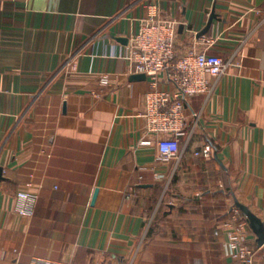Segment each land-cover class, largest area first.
Here are the masks:
<instances>
[{
  "label": "crops",
  "instance_id": "0c3cea01",
  "mask_svg": "<svg viewBox=\"0 0 264 264\" xmlns=\"http://www.w3.org/2000/svg\"><path fill=\"white\" fill-rule=\"evenodd\" d=\"M148 6L178 56L226 64L169 161L124 58ZM0 169V264H239L229 233L259 247L264 215V0H0Z\"/></svg>",
  "mask_w": 264,
  "mask_h": 264
},
{
  "label": "built area",
  "instance_id": "2783aa9c",
  "mask_svg": "<svg viewBox=\"0 0 264 264\" xmlns=\"http://www.w3.org/2000/svg\"><path fill=\"white\" fill-rule=\"evenodd\" d=\"M176 29L174 21L159 18L155 6H148V13L131 36L124 56L134 73L144 74L149 81L140 117L143 119L145 132L156 135L154 142L162 161H169L180 152V140L186 135L185 110L189 99L206 93L209 78L221 75L226 68L223 59L205 51L190 50L178 56L175 50ZM99 82L109 84L108 75H102ZM161 82L165 87L160 88ZM195 155L210 158L211 145L205 144ZM17 197L23 201L33 199L26 192H18ZM18 212L21 215H31L32 209L19 208ZM232 218H237V212ZM262 224L264 228V215ZM243 242L242 235L230 232L225 246L226 255L239 264H256L254 255L264 249V244L251 248Z\"/></svg>",
  "mask_w": 264,
  "mask_h": 264
},
{
  "label": "water",
  "instance_id": "95a60500",
  "mask_svg": "<svg viewBox=\"0 0 264 264\" xmlns=\"http://www.w3.org/2000/svg\"><path fill=\"white\" fill-rule=\"evenodd\" d=\"M205 30L203 31V33L205 32ZM132 78L136 79V80H145L146 79L144 74H135V75H133ZM0 171H1V169H0ZM246 213L248 214V218H249V221H250V226L252 227L253 231L257 235V243L260 246V245L264 244V228H263V224L254 215L250 214L247 211H246Z\"/></svg>",
  "mask_w": 264,
  "mask_h": 264
}]
</instances>
